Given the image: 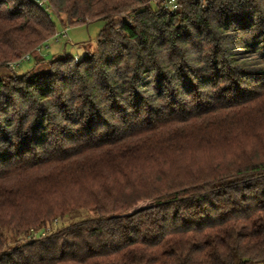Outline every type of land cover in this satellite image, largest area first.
Wrapping results in <instances>:
<instances>
[{
  "label": "trees",
  "instance_id": "16d2710c",
  "mask_svg": "<svg viewBox=\"0 0 264 264\" xmlns=\"http://www.w3.org/2000/svg\"><path fill=\"white\" fill-rule=\"evenodd\" d=\"M38 1L0 0V68L35 63L0 77V264H264V0ZM49 12L96 49L38 62Z\"/></svg>",
  "mask_w": 264,
  "mask_h": 264
},
{
  "label": "rangeland",
  "instance_id": "374dc122",
  "mask_svg": "<svg viewBox=\"0 0 264 264\" xmlns=\"http://www.w3.org/2000/svg\"><path fill=\"white\" fill-rule=\"evenodd\" d=\"M49 16L55 24L56 35H58V38H56V35H54L51 40L49 39L50 41H47L48 43L46 42L44 46H39L41 49L40 56L45 62L50 61L54 56H60L63 54H65L67 57L83 59L86 57L88 52H93L96 49L97 38L104 28V22L102 20L87 22L85 24L70 25L65 22L64 18L62 24L60 17H58L54 12H49ZM32 54L36 57L38 62L41 61V58L38 56L39 53L37 49L34 50ZM34 67V60L31 63H25L21 65L20 68L18 67L16 69H8L3 67L0 68V77L9 75L12 72L21 76ZM36 69L45 71L47 67L46 64L41 63ZM96 217L97 215L93 211H77L70 214L69 217H67L62 222V225L67 226L79 221L93 219Z\"/></svg>",
  "mask_w": 264,
  "mask_h": 264
},
{
  "label": "built area",
  "instance_id": "2783aa9c",
  "mask_svg": "<svg viewBox=\"0 0 264 264\" xmlns=\"http://www.w3.org/2000/svg\"><path fill=\"white\" fill-rule=\"evenodd\" d=\"M37 3H38V6L39 7H43V5L45 3V0H39ZM167 4H168V7H171L173 10H176L177 7H178L177 6V3H176V0H170ZM56 38H58V35H56ZM56 41H57V39H56ZM45 44H46V42H45ZM37 51H38V53H40V51H41L40 47L37 48ZM30 58H31V55L30 54L23 55L22 58L19 61L15 62V63H12L9 66H10L11 69H15V68L19 67L22 62L29 61ZM56 225H57V222H55L54 226H56ZM39 234L42 235V236H45L46 235V232H42V233L33 232V233H31V235L29 236L28 239H31L33 237H36Z\"/></svg>",
  "mask_w": 264,
  "mask_h": 264
}]
</instances>
